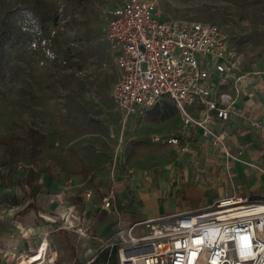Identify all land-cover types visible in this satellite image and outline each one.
<instances>
[{
    "label": "rangeland",
    "instance_id": "rangeland-1",
    "mask_svg": "<svg viewBox=\"0 0 264 264\" xmlns=\"http://www.w3.org/2000/svg\"><path fill=\"white\" fill-rule=\"evenodd\" d=\"M146 1L162 17L219 26L243 71H256L264 62V0ZM120 2L0 0V31L13 33L8 40L0 36V182L22 191L24 208L42 184H57L61 190L52 196L63 210L55 219L65 233L62 244L69 235L74 252L88 234L87 204L98 197L116 159L122 176L168 170L174 160L171 149L152 138L171 131L176 119L160 121L150 113L122 128L112 98L117 71L105 39L107 19ZM31 130L45 135L42 145L34 148ZM87 193L94 199L86 200ZM103 252L93 264H118L115 250Z\"/></svg>",
    "mask_w": 264,
    "mask_h": 264
},
{
    "label": "built area",
    "instance_id": "built-area-1",
    "mask_svg": "<svg viewBox=\"0 0 264 264\" xmlns=\"http://www.w3.org/2000/svg\"><path fill=\"white\" fill-rule=\"evenodd\" d=\"M105 39L117 71L112 98L123 129L130 118L168 100L178 112L179 127L153 136L155 144L180 149L183 137L200 131L230 155L223 136L210 126L228 121L243 92L241 84L260 72H241V60L223 29L162 17L146 0H122L107 19ZM226 86L232 93L222 91ZM116 162L103 209L111 207L116 180L126 176L119 174ZM139 227L146 232L137 236ZM107 249L117 252L118 264H264V200L235 193L208 208L135 221L113 233L97 252Z\"/></svg>",
    "mask_w": 264,
    "mask_h": 264
},
{
    "label": "crops",
    "instance_id": "crops-1",
    "mask_svg": "<svg viewBox=\"0 0 264 264\" xmlns=\"http://www.w3.org/2000/svg\"><path fill=\"white\" fill-rule=\"evenodd\" d=\"M257 68L260 73L247 77L241 84L243 92L228 121L210 126L212 133L223 136L230 155L200 131L183 137L180 149L157 144L171 149L174 155L171 167L162 171H135L119 177L108 209L102 208V198L109 188L108 177L101 181L98 197L87 204L84 213L83 223L88 234L80 238V250L72 251L74 245L69 235L64 244L61 242L65 233H61L55 218L61 216L63 206L52 196L61 190L57 184L52 181L42 184L34 193V201L24 208L27 198H21L22 191L12 182H0V264H93L100 260L95 255L99 246L118 229L127 228L135 221H157L208 208L235 193L264 198V62ZM241 72L251 73L243 71L242 65ZM222 91L232 93L227 86ZM169 103L175 110L172 118L177 122L168 133L175 132L180 122L177 110ZM152 111L135 115L126 126L143 120ZM91 195L90 199H94ZM40 204H46L45 210ZM31 206L39 211L40 217ZM145 232L144 227L134 230L137 236ZM94 255L93 262L88 261ZM102 255L105 257L106 253Z\"/></svg>",
    "mask_w": 264,
    "mask_h": 264
},
{
    "label": "trees",
    "instance_id": "trees-1",
    "mask_svg": "<svg viewBox=\"0 0 264 264\" xmlns=\"http://www.w3.org/2000/svg\"><path fill=\"white\" fill-rule=\"evenodd\" d=\"M12 31L10 29H3L0 31V36L5 40L10 39V35H12ZM162 107H155L153 109L152 114H155L160 121H165L172 118L175 115V110L172 106L166 103L161 105ZM29 138L31 139L34 148L40 146L44 143L45 135L39 133L38 131L31 130L29 134ZM32 182V181H31Z\"/></svg>",
    "mask_w": 264,
    "mask_h": 264
},
{
    "label": "bare ground",
    "instance_id": "bare-ground-1",
    "mask_svg": "<svg viewBox=\"0 0 264 264\" xmlns=\"http://www.w3.org/2000/svg\"><path fill=\"white\" fill-rule=\"evenodd\" d=\"M124 256H126V254Z\"/></svg>",
    "mask_w": 264,
    "mask_h": 264
},
{
    "label": "snow or ice",
    "instance_id": "snow-or-ice-1",
    "mask_svg": "<svg viewBox=\"0 0 264 264\" xmlns=\"http://www.w3.org/2000/svg\"><path fill=\"white\" fill-rule=\"evenodd\" d=\"M247 246V245H246Z\"/></svg>",
    "mask_w": 264,
    "mask_h": 264
}]
</instances>
